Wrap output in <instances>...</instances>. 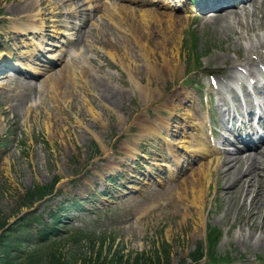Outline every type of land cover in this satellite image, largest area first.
<instances>
[{
	"label": "rangeland",
	"instance_id": "374dc122",
	"mask_svg": "<svg viewBox=\"0 0 264 264\" xmlns=\"http://www.w3.org/2000/svg\"><path fill=\"white\" fill-rule=\"evenodd\" d=\"M33 3L0 0V220L12 222L18 214L57 208L62 199L81 201L95 194L83 204L87 211L75 208L69 214L70 231L85 230L89 236L76 245L59 244L64 256L73 255L77 264L94 257L102 244L109 257L146 252L154 258L159 249L169 264H193L189 255L208 232L216 239L213 251L224 257L220 264L234 259L235 264H264V243L255 239L264 237V217L260 211L252 225L248 208L241 211L237 204L236 211L229 205L216 190L223 185L221 178L216 183L217 164L211 166L209 182L202 184L200 206L191 202L199 163L191 162L186 173L173 177L197 157H183L193 115L209 119L203 126L205 136L209 122L214 134L221 132L215 89L206 75L227 72L237 56L245 57L243 44L235 46L234 33L240 30L224 35L204 25V19L183 21L176 48L167 44L179 71L174 78L154 72L148 87L155 98L147 100L142 85L152 71L130 33H117L104 10L94 11L88 22L97 33L79 30L84 14L78 10L90 14L87 9L96 0ZM33 6L43 13L45 27L39 33L28 32L31 23H40L27 22ZM184 7L179 14H198L190 0ZM118 24L123 27L124 22ZM155 56L158 61L159 54ZM217 56L224 58L215 60ZM10 62L22 64V72L9 71ZM33 70L37 73L30 77ZM175 88L182 100L175 99L172 106L162 103L164 92ZM204 95L214 96V102H206ZM143 121L150 128L144 129ZM171 153L181 161L178 169L172 166ZM224 156L212 157L219 163ZM121 161L125 163L118 167ZM55 180L57 194L13 213L27 189L51 187ZM178 183L179 189L173 190ZM184 189L187 198L177 194ZM244 215L249 222L241 227Z\"/></svg>",
	"mask_w": 264,
	"mask_h": 264
},
{
	"label": "bare ground",
	"instance_id": "6f19581e",
	"mask_svg": "<svg viewBox=\"0 0 264 264\" xmlns=\"http://www.w3.org/2000/svg\"><path fill=\"white\" fill-rule=\"evenodd\" d=\"M38 3L39 0H30ZM107 1V0H105ZM124 1V0H120ZM130 2L129 6L124 4L114 5L110 9L109 2H103L104 8H106L105 18L112 27H116L115 31L120 33H130L131 37L135 40L134 47L140 52V54L145 58V66L147 70H151L149 73V78L145 84L142 85V94L145 99H154L155 96L149 91L148 85H150L151 78L154 77L153 73L159 74L158 77L164 78H174L179 71V62L176 60L174 55V50L167 49V44L176 48V35L180 33V26H182L183 21H190L192 16L190 15H179L175 13L177 8H180V2L182 0H172L169 3L166 0H127ZM145 1L146 5L145 6ZM206 0L205 2H207ZM35 3L34 6H35ZM133 4V5H132ZM29 8L27 16L29 20L40 21L39 25H32L31 32L38 33L44 30V22L42 19V14L36 7ZM100 6V7H101ZM77 7H81L77 5ZM98 6L92 8L91 13L88 15L87 20L93 17L94 11ZM235 9L233 10V8ZM238 8V10H236ZM197 9L202 15V20L204 19L205 24H211L213 31L218 34H230L234 33L236 29L240 30V33L236 34L235 46L241 47L243 44L246 53L244 58L237 56L238 63L234 64V68L237 66L242 67L246 72L237 75V72L229 71L227 73V80L221 81L218 85V92L220 93L218 97L219 103L216 107L220 115L224 116V112L227 109H222L225 105L226 99L223 96V90L227 91L232 96H235V90L232 86L234 83L241 85L242 89L249 92L244 87L245 79L254 80V85L260 80L257 74L258 70L254 67L264 66V0H233L224 8H214L213 13L208 14L207 11L201 10L197 6ZM34 11V12H32ZM88 13L84 14L87 15ZM124 22L123 27L118 26V22ZM112 22V24H111ZM95 27V26H93ZM84 33H97L92 32L93 28L84 25ZM104 33L103 31H100ZM98 32V33H100ZM160 33V34H159ZM124 50V48H123ZM128 52H131L129 50ZM155 53L159 54L160 59L157 61ZM169 53V56H166ZM252 56L254 59H251ZM223 56H217L215 60L222 59ZM135 67V65H134ZM133 69V68H132ZM147 71V72H148ZM164 74V75H163ZM157 78H155L156 80ZM264 93V92H263ZM259 93L260 99L249 104L248 111L252 114L255 110L260 111L259 114L264 117V94ZM250 94V93H249ZM246 97L245 102L250 101V95ZM178 94L173 91H166L163 94L164 102L171 104L172 98H178ZM239 105L243 107V103L240 102ZM194 121L191 125V134H187L186 142L183 146L186 148L187 154L191 153V156H199L197 162L199 163L196 168V178H193V183L191 184V191L193 199L192 203L196 206H200V200L202 196V184L209 182L211 174V166L217 164L216 169V183L219 178L223 180V185L217 188L220 190L222 195L229 202L230 206L238 211L239 208L243 211L248 208L249 218H252V225L258 222L259 213L264 217V140L260 144L254 143H244L242 148L236 149H225L218 150L216 146H211L207 137H204L203 125L205 119L200 116H194ZM138 125L140 126L139 122ZM224 122L222 121V126ZM264 128V123H261ZM142 127L145 129L149 127L147 121L142 122ZM150 128V127H149ZM247 131L254 137L257 136L258 128H256L253 123H249ZM227 141L228 139L225 138ZM191 144L192 148L186 147L185 144ZM217 143H220V137L217 138ZM251 149V152H247ZM218 151V152H217ZM223 151V152H221ZM225 154L224 157H220V161H215L213 159V154ZM185 155V154H184ZM183 155V157H185ZM174 158L177 157L172 153ZM190 156V157H191ZM192 162V159L188 164ZM180 183V182H179ZM179 183L177 186H173V190L179 189ZM178 195L187 198L186 189L179 191ZM239 204V208L236 205ZM228 207H226V210ZM253 209H258L257 212H253ZM263 213V214H262ZM249 222L248 216L244 215L240 224L241 227ZM256 240H262L264 243V237L258 236Z\"/></svg>",
	"mask_w": 264,
	"mask_h": 264
},
{
	"label": "trees",
	"instance_id": "16d2710c",
	"mask_svg": "<svg viewBox=\"0 0 264 264\" xmlns=\"http://www.w3.org/2000/svg\"><path fill=\"white\" fill-rule=\"evenodd\" d=\"M52 189L53 187L48 186L27 189V192L20 197L19 206L15 212L22 206L28 207L35 201L43 199L44 196L50 195L53 192ZM43 216L44 213H28L18 218L0 234V264H77L73 255L64 256L58 243L71 242L76 245L83 240L82 238H87L89 235L84 230L74 231L70 236L66 233L63 235L59 229L58 221L61 216L57 210L48 212L49 222L44 221ZM5 218L0 220V230L8 224ZM208 242L212 244L214 239L210 238ZM103 251L102 244L94 257L82 261L81 264H122L124 262L122 255L112 253L109 257L108 253ZM203 255V248L198 246L191 255L192 262L198 264ZM206 256L209 264H215L221 259L211 249L207 251ZM159 257L155 254V258L152 260L151 257L137 255L134 258L126 259L125 262L126 264H168V257L163 260Z\"/></svg>",
	"mask_w": 264,
	"mask_h": 264
}]
</instances>
